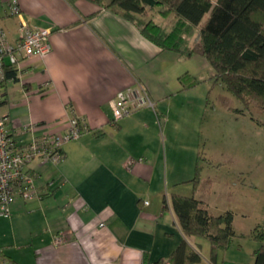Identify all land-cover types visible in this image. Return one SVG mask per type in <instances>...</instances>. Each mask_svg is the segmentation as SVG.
<instances>
[{
  "label": "crops",
  "instance_id": "1",
  "mask_svg": "<svg viewBox=\"0 0 264 264\" xmlns=\"http://www.w3.org/2000/svg\"><path fill=\"white\" fill-rule=\"evenodd\" d=\"M12 2L0 0V28L11 43L21 22L50 29L49 52L20 56L17 80L2 85L0 114L14 143L64 133L72 116L86 129L61 145L59 161L35 158L25 167L37 194L12 204L15 217L29 218L0 254L16 264H153L185 239L201 255L197 264H251L258 241L237 244L248 234L234 217L236 238L212 262L208 239L184 235L172 209L178 194L221 212L204 194L198 143L181 136L177 121L190 91L181 78L197 74L183 54L90 0H15L17 14ZM138 86L152 105L114 122L110 101Z\"/></svg>",
  "mask_w": 264,
  "mask_h": 264
},
{
  "label": "trees",
  "instance_id": "2",
  "mask_svg": "<svg viewBox=\"0 0 264 264\" xmlns=\"http://www.w3.org/2000/svg\"><path fill=\"white\" fill-rule=\"evenodd\" d=\"M90 1L134 21L142 35L162 49L203 56L215 82L224 84L244 106L254 100L264 108V0ZM149 9H159L165 19H175L173 28L166 31L147 18ZM205 14H209L208 19L200 27L192 45L183 50L181 46L185 39L182 33L197 26ZM4 75L1 86L7 79L17 80L16 67L7 59L4 61ZM183 77V88L197 83L184 82ZM171 205L184 235L208 239L212 262L218 250L227 249L236 236L231 210L214 214L203 201L178 194L171 196ZM251 236L258 241L251 264H264V228H254ZM200 260V253L184 239L168 258L153 264H197Z\"/></svg>",
  "mask_w": 264,
  "mask_h": 264
},
{
  "label": "rangeland",
  "instance_id": "3",
  "mask_svg": "<svg viewBox=\"0 0 264 264\" xmlns=\"http://www.w3.org/2000/svg\"><path fill=\"white\" fill-rule=\"evenodd\" d=\"M160 14L159 9L147 11V17H154L170 31L176 20L172 17L162 19ZM208 17L209 14H205L197 26L182 33L183 50L192 45ZM182 54L188 69L197 72H185L183 81L197 83L185 88L190 91L182 95L183 102L179 105L182 111L177 120L182 132L179 131L187 141L198 143L197 158L204 178V194L221 210L213 213L231 210L236 226L248 234L236 236L241 237L237 244L247 239L248 247L252 230L264 228V108L254 100L244 106L224 84L215 82L203 56ZM11 211L8 217L0 216V249L6 251L13 245L17 230L29 218L28 213L22 212L15 217L13 206Z\"/></svg>",
  "mask_w": 264,
  "mask_h": 264
},
{
  "label": "built area",
  "instance_id": "4",
  "mask_svg": "<svg viewBox=\"0 0 264 264\" xmlns=\"http://www.w3.org/2000/svg\"><path fill=\"white\" fill-rule=\"evenodd\" d=\"M15 0L12 2V12L18 13ZM18 39L11 43L5 32L0 28V102L2 101V86L4 81V61L7 59L16 65L20 56L43 57L50 50V29L29 26L21 22L18 29ZM144 105H152L145 90L126 88L118 91L110 101L113 121L136 111ZM9 118L0 114V216L11 215L12 204L17 198L29 200L37 194L34 175L25 167L35 158L43 162H57L62 158L61 145L77 139L86 128L76 116L69 119V125L64 133H51L16 145L8 130ZM148 201H145L147 204ZM0 264H16L0 254Z\"/></svg>",
  "mask_w": 264,
  "mask_h": 264
}]
</instances>
